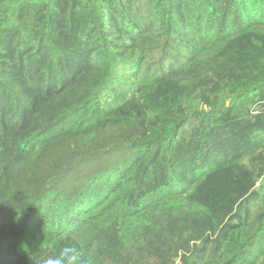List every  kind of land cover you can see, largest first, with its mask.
I'll return each mask as SVG.
<instances>
[{"label":"trees","instance_id":"trees-1","mask_svg":"<svg viewBox=\"0 0 264 264\" xmlns=\"http://www.w3.org/2000/svg\"><path fill=\"white\" fill-rule=\"evenodd\" d=\"M264 264V0H0V264Z\"/></svg>","mask_w":264,"mask_h":264},{"label":"clouds","instance_id":"clouds-1","mask_svg":"<svg viewBox=\"0 0 264 264\" xmlns=\"http://www.w3.org/2000/svg\"><path fill=\"white\" fill-rule=\"evenodd\" d=\"M42 264H83L80 250L72 246L62 247L54 256Z\"/></svg>","mask_w":264,"mask_h":264}]
</instances>
